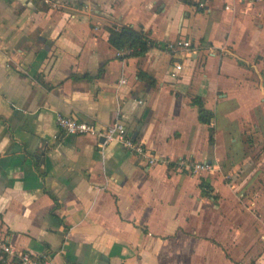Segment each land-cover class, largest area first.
<instances>
[{"label": "crops", "instance_id": "crops-1", "mask_svg": "<svg viewBox=\"0 0 264 264\" xmlns=\"http://www.w3.org/2000/svg\"><path fill=\"white\" fill-rule=\"evenodd\" d=\"M0 236L55 264H264V0H0Z\"/></svg>", "mask_w": 264, "mask_h": 264}, {"label": "built area", "instance_id": "built-area-1", "mask_svg": "<svg viewBox=\"0 0 264 264\" xmlns=\"http://www.w3.org/2000/svg\"><path fill=\"white\" fill-rule=\"evenodd\" d=\"M180 43L185 49L191 50L192 42L190 40H184ZM170 46L173 48L174 44ZM128 51L130 52V50ZM191 52H194V50H191ZM182 66V63H177L173 66L170 74L178 77ZM125 81L123 80V82ZM57 124L65 135L102 137L105 139L104 144L117 141L130 153L147 157L151 164L158 162V159L149 153L146 140L135 138L127 126L120 121H115L102 130L97 123L79 121L71 116L59 113L57 115ZM193 166L195 171L212 169V165L208 163H195ZM3 254H6L8 258H5ZM0 260H4V264H55L47 255H41L32 250H20L16 248L14 245L8 243L4 236H0Z\"/></svg>", "mask_w": 264, "mask_h": 264}, {"label": "trees", "instance_id": "trees-1", "mask_svg": "<svg viewBox=\"0 0 264 264\" xmlns=\"http://www.w3.org/2000/svg\"><path fill=\"white\" fill-rule=\"evenodd\" d=\"M110 43L118 50H130L129 54L137 56L144 55L155 43L145 33L136 31L132 28H110ZM142 77L145 76L143 72L139 73ZM194 105L199 107L200 120L204 123H210L213 118V113L203 107L202 101L199 99L193 100ZM202 186H207V182L203 181ZM209 187V185L207 186ZM0 264H2L0 262Z\"/></svg>", "mask_w": 264, "mask_h": 264}, {"label": "water", "instance_id": "water-1", "mask_svg": "<svg viewBox=\"0 0 264 264\" xmlns=\"http://www.w3.org/2000/svg\"><path fill=\"white\" fill-rule=\"evenodd\" d=\"M138 136V131H136L135 133H134V137L136 138ZM104 140V138H102V141Z\"/></svg>", "mask_w": 264, "mask_h": 264}, {"label": "rangeland", "instance_id": "rangeland-1", "mask_svg": "<svg viewBox=\"0 0 264 264\" xmlns=\"http://www.w3.org/2000/svg\"><path fill=\"white\" fill-rule=\"evenodd\" d=\"M248 264L251 263V261L247 260Z\"/></svg>", "mask_w": 264, "mask_h": 264}]
</instances>
